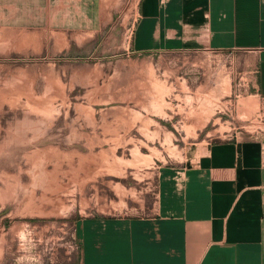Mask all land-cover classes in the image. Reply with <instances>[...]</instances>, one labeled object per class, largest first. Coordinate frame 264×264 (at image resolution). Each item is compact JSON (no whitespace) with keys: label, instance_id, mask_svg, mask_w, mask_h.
Returning <instances> with one entry per match:
<instances>
[{"label":"rangeland","instance_id":"374dc122","mask_svg":"<svg viewBox=\"0 0 264 264\" xmlns=\"http://www.w3.org/2000/svg\"><path fill=\"white\" fill-rule=\"evenodd\" d=\"M134 9L0 0V262L73 263L77 219L149 213L159 165L257 124L230 54L136 52Z\"/></svg>","mask_w":264,"mask_h":264},{"label":"crops","instance_id":"0c3cea01","mask_svg":"<svg viewBox=\"0 0 264 264\" xmlns=\"http://www.w3.org/2000/svg\"><path fill=\"white\" fill-rule=\"evenodd\" d=\"M126 1L134 51L230 54L257 124L159 165L149 213L77 219L69 264H264V0Z\"/></svg>","mask_w":264,"mask_h":264}]
</instances>
